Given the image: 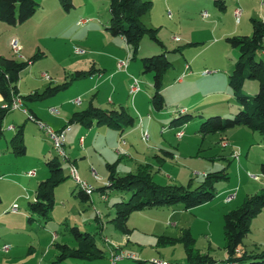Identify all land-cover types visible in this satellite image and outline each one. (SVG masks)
Instances as JSON below:
<instances>
[{
    "label": "rangeland",
    "instance_id": "rangeland-1",
    "mask_svg": "<svg viewBox=\"0 0 264 264\" xmlns=\"http://www.w3.org/2000/svg\"><path fill=\"white\" fill-rule=\"evenodd\" d=\"M35 1L39 3L38 11L23 24L21 30L27 44L26 51L19 55L12 53L14 58L5 57L1 52L6 49V35L0 30V56L33 60L21 74L18 83L23 96L42 92L43 84L48 86L51 78L55 85L68 84V87L44 101L74 95V99L80 98L83 103L78 108L85 109L90 101L94 99L96 102L99 97L104 102L101 104L103 109L119 110L123 107L136 119V125L125 129V139L122 138L125 146L124 143L107 140L102 132L100 136H97V132L89 137L82 135L86 136L87 154L83 156L88 155V163L82 162L86 169H77L81 179L96 190L91 203L76 196L79 189L69 175L71 164L57 157L46 133L20 110L7 116L9 124L23 128V143L27 152L25 155L16 154L18 160H13L10 154L13 152L11 139L16 133L7 134L5 130L6 137H0V153L6 160L3 162L5 165L0 167V264H112L109 250L113 245L136 257L124 259L118 264H149L160 260L185 264L188 256L182 239L186 232L191 234L193 248L202 254H210L218 264H222L228 258L224 215L238 208L247 196L264 191V137L260 133L247 128L206 136L200 132L201 125L210 117L232 118L238 112L236 104H233L234 94L229 87L228 77L240 53L222 37L235 28L230 9L225 7L230 4L229 0L225 4L219 0H171L170 6L166 5L165 0H150L153 6L143 18V23L157 30V37L163 46L145 37L140 42L137 54L133 53V47L125 40L119 36L113 37L107 30L111 19L110 0H71L69 11L61 0ZM244 5V23L252 28V19L264 21L262 0H243ZM169 12L173 17L169 16ZM205 12L209 15L207 18L203 17ZM160 54L166 56L171 67L163 75L162 93L166 108L157 112L151 103L153 74L144 73L143 59ZM260 58L264 59V55L259 54L257 60ZM115 59L118 62L129 59L128 69H119L114 63ZM100 61L104 64L102 68L107 69L106 77L115 71L116 76L99 90L81 94L91 88L92 76L88 72L93 66L101 68ZM186 63L192 64L193 76L189 75L192 78L179 85L177 81ZM203 71L211 73L203 75ZM78 72L85 73V78L75 79ZM44 75L47 80L43 78ZM132 77L138 78L142 86L136 101L128 94ZM244 90L246 94L254 96L258 93L259 84L249 81ZM108 100L116 105L109 104ZM214 101L226 102L234 113L228 114L207 106ZM32 104L25 101L23 107L28 109ZM101 105L99 108H102ZM134 106L142 109L139 115L143 118L151 117V140L148 143L143 142L139 134L125 135L133 128L137 129L140 116L132 111ZM51 107L54 108V105ZM184 108H187L186 114H179ZM45 110L49 113L50 109L46 107ZM60 113L63 116L64 109L60 108ZM182 115H188V120L183 119L179 127L174 126V120ZM61 116L55 117L60 119ZM177 131H184L185 137L181 141L176 138ZM226 139L230 148L224 152L220 144ZM92 142L94 145L91 147ZM231 146L240 153L239 160L227 155ZM70 147L71 144L66 143L68 160L80 162L81 148L76 145V150L72 151ZM124 150L130 151V157L125 155ZM43 152L51 153L48 161L55 157L60 160L62 175L66 178L55 189V206L46 220L29 213L28 199L21 198L19 202L16 201L17 204L11 203V198L18 191L26 194L30 190L34 200L32 196L39 184L48 179L49 170ZM164 152L176 156L166 157ZM221 154L226 159H222ZM213 156H217L215 162L211 161ZM140 160H148L153 181L159 185L187 187L192 183V188H196L205 181L203 173L221 170L226 171L228 180H220L216 184L217 197L213 201L199 208L180 211L172 218L158 209L133 211L126 225L128 232L125 233L115 228L111 220L116 216L114 204L128 202L132 192L112 191L103 198L97 189L107 184L104 176L109 174L108 164L116 165L118 175L125 176L137 173ZM30 170L35 172L34 178L28 175ZM92 171L96 172L98 179ZM18 175L22 178L16 177ZM231 195H235L234 200L225 203V199ZM15 205L18 207L17 213L11 212ZM73 227L93 235L97 246L104 251V257L95 261L75 258L60 261L62 250L59 246L78 247L71 232ZM4 245L10 246L11 251L7 254L3 252ZM240 250L248 253L264 250V208L252 219L250 232L243 239Z\"/></svg>",
    "mask_w": 264,
    "mask_h": 264
},
{
    "label": "trees",
    "instance_id": "trees-1",
    "mask_svg": "<svg viewBox=\"0 0 264 264\" xmlns=\"http://www.w3.org/2000/svg\"><path fill=\"white\" fill-rule=\"evenodd\" d=\"M61 2L67 11L72 7L71 0H61ZM152 6L153 2L150 0H110L111 19L107 30L114 37H123L126 43L133 47L134 54H137L140 42L145 37L163 46L157 37V30L143 23V18L150 12ZM38 8L39 3L35 0H0V22L11 26L22 24L32 18ZM226 42L240 53L228 77L229 87L240 109L232 118L210 117L201 125L200 132L206 136L236 128H247L264 137V59L257 60L259 54L264 55V21L252 19L251 35L230 36L226 38ZM31 62L33 60L22 61L0 57V96L8 104L12 103L15 96L23 101H44L68 87V84L51 85L43 92H35L28 96L20 95L18 92L20 76ZM143 67L144 73L153 74L154 94L151 103L156 111L162 112L166 108L162 93L163 75L171 67V63L164 54H160L144 58ZM95 71L97 70L93 66L88 75H92ZM84 76H86L85 73L78 72L74 78L79 79ZM249 81H257L259 84L258 93L254 96L245 93L244 87ZM10 112V109L0 107V137L4 133V120ZM179 114H186V112L181 111ZM188 118V115H182L175 119L173 124L177 126L183 123V119L188 120ZM135 123L136 119L123 107L119 110L106 111L91 102L85 110L75 113L67 126L81 124L86 128H91L93 125H98L123 133ZM23 135V128H20L11 140L13 152L19 155L26 153ZM47 167L49 178L39 184L35 200L28 203L29 213L45 220L49 218L55 206V189L66 180L62 176V165L57 157L47 162ZM107 169L109 171L107 184L97 189L102 197L106 198L107 194L112 191L132 192L128 202L114 204L116 216L111 220L115 228L125 233L128 232L126 225L133 211L175 206H180L184 210H192L213 201L217 197L216 184L220 180H228L226 171L221 170L204 175L205 181L200 186L192 188V183L187 187L156 184L153 181L150 164H141L137 173L125 176L118 175L114 164H108ZM262 169L264 171V165ZM76 196L84 202L90 200V197L80 189ZM263 208L264 191L247 196L238 208L224 215L223 228L228 258L222 264H264V250L250 253L240 250L243 239L250 232L252 219ZM71 232L78 242V247L72 249L66 244L59 246L62 250L60 261L67 258L95 261L104 257V251L97 246L93 235L82 233L77 227L71 228ZM182 240L185 242L188 256V262L185 264H218L210 254H202L193 248L194 242L190 232H186ZM169 242L172 241L169 240Z\"/></svg>",
    "mask_w": 264,
    "mask_h": 264
},
{
    "label": "crops",
    "instance_id": "crops-1",
    "mask_svg": "<svg viewBox=\"0 0 264 264\" xmlns=\"http://www.w3.org/2000/svg\"><path fill=\"white\" fill-rule=\"evenodd\" d=\"M222 4H225L226 3V0H219ZM242 1L243 0H229V2H230V4L228 5V6H225L226 7V9H230L229 11H230V14H231V16H232V18L235 20V23H234V30L232 31V32H229V33H225V34H223V36L222 37H225V38H227V37H230V36H234V35H240L239 33H245V34H242V35H251L252 34V28H251V25H248V23H244L245 21H244V18H243V16H244V12H245V8H246V6L244 5V6H242ZM165 3H166V5L167 6H170V4H171V0H165ZM264 5V0H262V6ZM241 8L242 9V16H241V19H240V21L239 22H237V20H236V17H235V10L237 9V8ZM263 8H264V6H263ZM179 10V9H178ZM169 16L171 17H173V14H172V12H169ZM262 18H263V20H264V15L262 16ZM27 22V21H26ZM23 24H25V22L24 23H22V24H19V25H16V26H11V25H8V24H5V23H2V22H0V30L2 31V33H4L5 35H6V40H5V50H3L1 53L5 56V57H10V58H14L13 57V54H15V55H17L15 52H14V50L12 49V47H11V42L13 41V40H15V41H17L18 42V44L20 45V47H21V52L20 53H22L23 51H26V49H27V44H26V40H25V38L21 35V30H22V28H23ZM250 24V23H249ZM242 31V32H241ZM114 37V36H113ZM123 40H125L123 37H121ZM221 41H222V39H221ZM228 44V43H227ZM12 49V51H11V49ZM232 48V47H231ZM13 53V54H12ZM1 55V54H0ZM99 55V54H98ZM0 57H3V56H0ZM4 57V58H5ZM24 57V56H23ZM117 59H119V58H117ZM26 60V59H25ZM128 60V62H129V59H127ZM22 61H24V60H22ZM117 62V63H116ZM102 62L100 61L99 62V65H100V67L101 68H99V69H97V68H95L97 71H95L92 75H89V76H92V77H90V80H91V88L90 89H88V90H86V91H84V92H80L81 94H84V93H89V92H91V91H93V90H99L101 87H103L105 84H106V82H109L111 79H113L115 76H116V74H117V72L115 71L114 73H111L110 74V76H107L106 77V73H107V69L106 68H102L103 66L102 65H104L103 63L101 64ZM115 64H117L118 65V61H116V59H115V62H114ZM194 64V63H193ZM95 67V66H94ZM105 67V66H104ZM118 69V68H117ZM127 69H128V67H127ZM192 64L191 63H186V65H185V68H184V72L182 73V75L178 78V81H177V83L179 84V85H184L185 83H186V80L188 79V78H192V77H190V76H193L192 74ZM211 72H207V71H203V75H208V74H210ZM96 75H98L97 77H96ZM190 75V76H189ZM187 76H189V77H187ZM43 78H45L44 76H43ZM81 78H85V77H81ZM81 78H79V79H81ZM46 80H47V78H45ZM46 82H48V81H46ZM132 83V82H131ZM56 83H54L53 82V80L50 78V84L47 86V85H45V84H43V86H42V90L44 91L46 88H48L49 86H53V85H55ZM131 85V84H130ZM152 85H153V82H152ZM246 86V85H245ZM231 89V88H230ZM244 89H245V87H244ZM42 90H40V91H42ZM42 91V92H43ZM18 92H19V94L20 95H22L23 96V93H22V90L20 91V88H19V86H18ZM141 92H142V90H141ZM140 92V93H141ZM35 93V92H34ZM140 93H138L134 98L133 97H131L132 98V100L134 101V99H135V101H136V99H137V97L140 95ZM98 94H100V92H98ZM128 94H129V92H128ZM232 94H233V92H232ZM78 95V94H77ZM80 95V94H79ZM130 95V94H129ZM164 95V94H163ZM74 97V95L73 96H70L69 98H68V96H66L64 99H54V100H51V101H36V102H32L33 104L30 106V108H28L27 110H28V112L29 113H32V114H34L39 120H41L42 122H45V123H47V125H49L50 127H52L54 130H61V129H63V128H65L67 125H68V123H69V121H70V119L72 118V116L75 114V113H77V112H80V111H83V110H85V109H79L78 108V106H82L83 105V103H81L80 105H77L76 103H75V100H77V99H74L73 98ZM97 97V96H96ZM67 99H69V100H67ZM78 99H80V98H78ZM233 100H234V102L235 103H233V104H236L235 106H236V110L238 109V111H239V109H240V107L238 106L239 104H238V102H237V100H236V98H235V96L233 95ZM24 102L25 101H23V104H24ZM93 103L96 107H100V105L102 104V103H104V102H102V100L98 97L97 98V100H96V102L94 101V99L92 100V101H90V103ZM108 102H109V104H111V105H116V103L115 102H112V101H110V100H108ZM89 103V104H90ZM8 104V102L7 101H5L1 96H0V105H1V108H3L4 106H6ZM72 104V105H71ZM238 104V105H237ZM52 105H54V108L55 109H57L58 111H59V114L58 115H54L53 113H51V111L49 110V113H48V111H46L45 109H46V107H48V109H52L53 107H51ZM55 105H57V106H55ZM102 106V105H101ZM207 106H209L210 108H212V109H220V111H226L228 114L229 113H234L233 112V109H231V108H229L230 106L226 103V102H224V101H214V102H211L210 104H208ZM192 107H194V106H192ZM60 108H62V109H64V114H63V116H61L60 114ZM104 108V106H102V108L101 109H103ZM26 109V108H25ZM104 110H106V111H112V110H115V109H112V110H110V109H104ZM15 111H17V110H15ZM21 111V110H20ZM132 111L135 113V115H139L141 112L140 111H142V109H140L138 106H134V108L132 109ZM156 111V110H155ZM11 112H14V111H11ZM10 112V113H11ZM158 112V111H157ZM182 112H187V108H184L183 110H182ZM223 113V112H222ZM26 115V114H25ZM27 116V115H26ZM55 116H61V118L60 119H58L57 117H55ZM140 116V115H139ZM28 117V116H27ZM29 119V118H28ZM151 119V117L149 116V119H145V118H143L142 116H140L139 117V121H138V123H137V129L135 130L134 128L131 130V131H129L128 133H125V135L127 136V137H129V136H133V135H135V134H139V136H141V139H142V131H144V130H146V131H148V133H149V136H150V132H149V129L151 128V125H152V121L150 120ZM8 120V118L6 117L5 118V120H4V123H3V129H4V133H3V137H6V135L4 136V134H5V132L7 131V134H10V133H17V131L19 130V128L17 127V126H15V124H9V122L7 121ZM182 123H180V124H178L177 125V127H179L180 125H181ZM135 125H136V123H135ZM70 126V130L68 131V133H67V135H66V139H65V146H66V143H68L69 145L71 144V147H70V149L73 151V150H76V145H78V147L79 148H81V150H82V152L80 153V162L79 161H77L76 160V162L75 163H73L72 161H70V160H68V162H69V164H74L76 167H80V169H86V166H84L83 164H82V162H86V163H88V155H84L83 156V154H87L86 153V136L88 135V137L89 136H92V134L94 133V132H97V136H100V132H102V134H104V136H105V138L107 139V140H109V141H114V142H118V143H122L121 141H125V140H123L122 138L124 137V132L122 133V132H120V131H118V130H115V129H113V128H109V127H106V126H98V125H93L91 128H87V129H85L86 127H84L83 125H81V124H72V125H69ZM75 126H79L78 128H76ZM175 126V125H174ZM11 127H13V129H11ZM176 127V128H177ZM95 128H97V129H95ZM170 129H172V127H170ZM6 130V131H5ZM179 131H177L176 132V138L178 139V137H177V133H178ZM227 132V131H226ZM82 135H86L85 137H82ZM15 136V135H14ZM78 137H80V138H78ZM184 137H185V134H184ZM183 137V138H184ZM182 138V139H183ZM96 139V138H95ZM95 139H94V142H95ZM124 139H125V137H124ZM182 139H178L179 141H181ZM12 140V139H11ZM150 140H151V136H150V139H149V141L148 142H150ZM142 141H143V139H142ZM226 141H228L227 139L226 140H224V141H222L221 142V144H220V147L224 150V152H226V150L228 149V148H230V145H228L227 147H224L223 146V143H227ZM144 142V141H143ZM148 142H145V143H148ZM228 144V143H227ZM94 145V143L92 142L91 143V147ZM126 145V142H125V144H124V146ZM147 145H149V144H147ZM11 147H12V145H11ZM66 149V148H65ZM157 150V149H156ZM125 151V155H129L128 153H130V151H128V150H124ZM234 151H236L235 149H234V147L233 146H231V149H229V153L227 152V155L228 156H230V158H233V153H234ZM26 152H27V150H26ZM11 154V158H13V160H18L17 159V157H16V153H13V152H11L10 153ZM26 154V153H25ZM164 154L166 155V157H171V158H175V154H172V153H169V152H164ZM43 156H44V159L45 160H47V162H49L48 161V159H49V157H51V153L50 154H48V153H44L43 152ZM129 157H130V155H129ZM141 158H144V157H142V156H140ZM215 157V158H214ZM219 157V156H218ZM222 159H226V156H224L223 154H221V156H220ZM216 158H217V156H213L212 158H211V161L212 162H215L216 161ZM5 158H4V155H2L1 153H0V167H3L5 164H3V162H5L6 160H4ZM53 159V158H52ZM131 159H133L132 158V156H131ZM105 161L107 162V163H110V162H108L109 160H107V159H105ZM141 162H139V164L138 165H141V163L142 164H149V162H147L148 160H140ZM47 162H46V165H47ZM137 162H138V160H137ZM79 164H81V166L79 165ZM82 167V168H81ZM93 172V171H92ZM30 173H32V175H30ZM82 173H83V175H85V172L82 170ZM7 174H9V175H14V174H12V172H7ZM206 174H208V173H203V175H206ZM28 175L29 176H31V178H34V176H35V172L34 171H32V170H30L29 172H28ZM3 176V175H2ZM1 176V177H2ZM33 176V177H32ZM63 176V175H62ZM16 177H18V178H22L21 176H16ZM64 177V176H63ZM104 177H106V179H105V183H107V178H108V174L106 175V176H104ZM49 178V177H48ZM98 179V178H97ZM103 179V178H102ZM65 182V181H64ZM63 183V182H62ZM78 188V187H77ZM79 189V188H78ZM25 191H26V189H25ZM37 191V190H36ZM36 191L34 192L35 193V195L34 196H32V197H34V200H35V198H36ZM225 191H227V190H225ZM225 191H222V193H224ZM96 192V191H95ZM94 194V193H93ZM92 194V195H93ZM92 195L91 196H89L90 197V200L89 201H91V203L93 202V199L91 198L92 197ZM21 198H25V199H28L29 200V202L30 201H34L33 200V198H31V195H30V190H28V191H26V194L24 193V192H21V191H18V193H16L12 198H11V203L12 204H17V202L16 201H18L19 202V200L21 199ZM234 200V199H233ZM232 200V201H233ZM108 201V200H107ZM225 201H226V199H225ZM231 201V202H232ZM28 202V203H29ZM231 202H229V203H231ZM225 203H228V202H225ZM11 204V205H12ZM199 208V207H198ZM158 210H163V211H165V214L167 215V217H170V218H172V217H174V216H176L178 213H180V211H186V210H184L182 207H176V208H174V207H169V208H162V209H158ZM4 246H6V245H4ZM3 246V247H4ZM11 251V249L9 250V252ZM4 252V251H3ZM5 253V252H4ZM7 254V253H6Z\"/></svg>",
    "mask_w": 264,
    "mask_h": 264
},
{
    "label": "built area",
    "instance_id": "built-area-1",
    "mask_svg": "<svg viewBox=\"0 0 264 264\" xmlns=\"http://www.w3.org/2000/svg\"><path fill=\"white\" fill-rule=\"evenodd\" d=\"M209 15L207 12L203 13V17L207 18ZM242 16V9L239 7L235 10V17L237 22L240 21ZM11 47L14 50V52L19 55L21 52V47L18 44L17 41L13 40L11 42ZM77 53H79V51H77ZM118 67L121 70H126L128 67V60L125 61H119L118 62ZM45 78L46 75H44ZM142 90V86H141V82L138 78L136 77H132V83L129 87V94L131 97H135L138 93H140ZM75 103L77 105H80L82 103L81 99H77L75 100ZM23 104V100L18 97L15 96L12 103L11 104H7L6 106H4L3 108L5 109H10L11 111H15V110H21L24 114H26L28 116V118L30 120H32L33 122H35L41 130H43L46 135L49 137L50 141L53 144V148L54 151L57 155V157L62 160L63 162L68 161V157H67V152L65 149V139H66V135L68 133V131L70 130V126H67L61 130H54L52 127H50L49 125L45 124L44 122H42L41 120H39L37 117H34L32 114H30L28 112L27 109H25ZM51 113H53L54 115H58L59 111L55 108L50 109ZM11 129H13V127H11ZM177 137L178 139H182L184 137V131H179L177 133ZM142 139L144 142H148L150 139L149 133L148 131L144 130L142 131ZM122 143L125 144V141H121ZM224 147H227L228 144L227 143H223ZM240 153L238 151H234L233 153V157L237 160L240 159ZM70 177L73 179V181L76 183V186L83 191L86 195L91 196L94 192L95 189L93 186H91L90 184H88L87 182H85L84 180L81 179V177L79 176L78 173V169L75 165L71 164L70 165ZM30 175H32V173H30ZM93 175L95 176V178H97V174L95 171H93ZM253 178H257L256 176H252ZM105 198V197H103ZM235 198V195H231L228 196L226 198V202H231L233 199ZM11 212L13 213H17L18 212V207L17 205H15L12 209ZM114 249V250H113ZM10 250V246L6 245L3 247V251L5 253H8ZM118 250V251H115ZM110 253H111V262L112 264H118V262L124 260V259H136L135 255L132 254H127L123 251H121L120 249H116L114 247V245L112 246V248L110 249ZM149 264H170L166 261L160 260V261H153L150 262ZM231 264H235V263H231Z\"/></svg>",
    "mask_w": 264,
    "mask_h": 264
}]
</instances>
